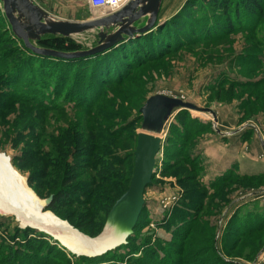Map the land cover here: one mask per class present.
Returning <instances> with one entry per match:
<instances>
[{
    "label": "rangeland",
    "instance_id": "1",
    "mask_svg": "<svg viewBox=\"0 0 264 264\" xmlns=\"http://www.w3.org/2000/svg\"><path fill=\"white\" fill-rule=\"evenodd\" d=\"M38 2L69 20L102 16L101 10L90 8L89 0ZM186 2L166 0L160 22L166 21L164 12L171 4L177 3L181 9ZM208 9L178 18L194 34L199 30L197 26L202 25L200 20L205 19L204 34L195 42L159 58L150 54L143 62L128 66L124 74L123 69H114L113 78L101 84L99 96L90 104L78 103L72 93L65 97L69 82L57 99L59 107H38L27 99L9 97L0 110V154L25 178L39 201L51 196L54 199L64 187L92 190V196L85 194L81 202L55 207L52 199L42 207L43 214L52 212L90 237L103 231L114 204L130 187L142 124L140 110L148 98L164 94L216 113V119L210 112L181 109L174 113L166 126L153 183L145 191L146 205L139 224L128 244L109 256L111 263L211 264L213 251H217L219 257L228 261L264 264V225L257 229L253 226L255 230L242 236L233 229L264 210V16L250 19L230 34L213 35L209 24L222 21L224 16L217 7ZM168 29L173 34L171 41L178 46V34L172 27ZM10 35L0 4V74L6 68L9 70L7 57L5 62L2 58L8 44H14L11 40L3 41ZM59 44L84 47L74 39H62ZM14 45L21 47L18 41ZM83 83L78 81L76 89H85ZM86 92L88 97L94 95V90ZM2 97L0 88V100ZM123 126L127 128L124 130ZM198 128L204 130L196 131ZM79 151L83 153L77 155ZM229 155L248 168L241 171L234 165L230 173L214 179L215 164ZM74 162H79V166L69 165ZM65 163L70 173L68 167L65 171ZM111 163L115 173L106 176L105 170ZM67 172L69 179L74 180L69 184ZM253 172L256 174H248ZM227 174V182L211 188ZM164 201L170 203L168 208ZM199 207L200 218L194 231L184 239ZM252 222L258 223L257 219ZM50 236L40 229L23 227L15 215L0 214V264H13L8 260L11 249L32 251L31 238L58 241ZM46 243L36 245V251L29 252L19 264H99L73 256L68 249L66 253H57L46 248ZM149 248H154V252Z\"/></svg>",
    "mask_w": 264,
    "mask_h": 264
},
{
    "label": "trees",
    "instance_id": "2",
    "mask_svg": "<svg viewBox=\"0 0 264 264\" xmlns=\"http://www.w3.org/2000/svg\"><path fill=\"white\" fill-rule=\"evenodd\" d=\"M208 6L219 8L223 12V16H224V19L222 21L220 22L217 21V23H212L211 25L209 24V28H210L209 30H212L213 35L230 34L235 29L236 30L240 29L243 26V24L248 23L250 19H256L261 16L262 17L264 16V0H187L185 5H183V7L179 10V12L176 13V15L166 19L165 23L162 25L161 24L158 25L155 30L141 37H136L132 40H128L127 42H124L118 45L117 47L112 48L111 50L106 51L104 53H100L92 57L73 59V60H66L55 57H45L35 54L29 49H27L21 41L17 39L15 41L14 39L15 37L14 38L12 37L13 33L11 31L10 37L8 38L5 37L3 41L5 40L6 42V40L7 41L11 40L14 44L17 43L18 41L21 44L20 45L21 47L9 43L8 44L9 47H7V51H5V53L3 54V56H5L4 58H2L3 62L6 61L5 59L6 57L9 61V70L6 68L0 74V88L3 90V97L0 100V110L3 109V106L5 102H7L9 97L10 98L17 97L20 100L27 99V101L29 100L30 102L35 103L36 104L35 106L38 107L51 108V109L57 106L59 107L60 104L58 103L57 99L60 98L61 96L60 94L63 92V90H65L66 84H68L69 82L71 86L66 89L65 97L68 96V94L72 93L73 95L71 97L76 96L77 98L76 100L78 103L90 104L92 103L93 100H95L99 96L101 84L105 82L107 78H113L114 69L118 70L119 72L121 71V69H123V74H124L126 73L125 70L128 66H131L136 61L143 62L144 60H146L148 57L151 56L150 54H152V56L157 55L159 58L162 57L161 55H163L164 53L175 51V49L177 50L180 47L184 46L185 44H190L191 42H195L199 36H202L204 34L202 31L204 29L203 25H206L205 19L203 21L200 20L202 25L197 26L199 30L196 31L194 34V31L187 29L179 21L181 19L178 20V18L182 16L186 18V15L188 13L195 12L199 9H201V11L209 10ZM176 21H179V23H175ZM169 27H172L175 30V33L178 34L176 36V42H175V45L179 44L178 46H174V42L171 41L173 34L169 32L168 29ZM192 38H195V40L191 41ZM61 40L62 38L50 39L41 42V45L63 51H73L78 49L75 48V46H71V48L62 46L61 44H59ZM0 62H1V58H0ZM84 70L85 72L87 71L86 72L88 73L87 75L85 72H83ZM118 79L121 80V78ZM78 81L84 82L83 84L85 85V89L83 88L80 90L76 89L78 85ZM86 89L87 90L91 89L92 92L94 90V95H92L91 93L90 95L92 96L88 97ZM75 90L77 91V94ZM91 105H87V106H91ZM183 111H187V110L184 109ZM141 119H143L142 116ZM180 123L184 124L183 121H181ZM175 126L176 125H174V127ZM190 126L191 128H194L193 126L195 125L190 124ZM122 128L125 130V128L127 127L123 126ZM179 128L182 129V126L179 125ZM202 129L204 130V128H198L196 131ZM183 135L184 137L187 136L186 133ZM176 143H178V141ZM179 147L180 149H183L184 146L179 145ZM81 153H83V151L77 152V155ZM78 163L79 162H74L69 165L79 166ZM64 166H65V171L68 167V172H69L70 167L68 166V164L65 163ZM113 169H114L113 163L109 164L108 168L105 170L106 176H108L111 173H115ZM69 173L67 174V179L69 180V182H66V184H69L70 182L74 181L73 179H69L71 177ZM229 176L230 175L227 174V177L224 176L223 178L218 179L216 182L213 183V185H211L212 186L211 188H215L219 184L221 185L224 182H227ZM74 188L73 187L62 188L60 192L55 194V198L53 199L54 201L53 205L56 207L60 203L64 204L67 202L66 204H68L71 202H79L80 200L85 199V194L88 197H91L93 194L92 190L89 191L83 187H80L78 189H74ZM199 210H201V207L198 208L197 213L193 218L192 221L193 224L191 223L189 226H188L189 223L186 224V228L188 226L189 229L187 233L184 235V239H187L191 235L192 231H194L195 224L197 223V220L200 218ZM256 219L258 223L253 225L252 221ZM244 223L246 225V228H244ZM244 223L241 222L242 227H240L239 225L238 226L234 225L233 229H235L236 232H238L236 234L239 236H242L244 234L248 235V233L250 234V232L248 231L255 230L253 226H256V229L259 227H263L264 210L259 212L258 214L255 213L253 217L248 218V221H245ZM138 224L139 223H137V225ZM238 239H240V237H238L236 240ZM29 241L31 242L30 248L32 251L20 247L17 248L15 251H12V249L10 250L11 254L9 253L10 256L8 260L11 261V263L19 264L20 262L18 261L19 260L22 261V259H24L29 252L36 251L37 249L36 245L38 244L41 245L44 242H47L45 245L47 246L46 248L49 249L51 248L52 250L55 249L57 253H66L67 251L65 247L61 246L59 241H56V243H54L48 241L45 237L39 239L31 238ZM118 249H120V247L97 257H88V256H80V257H83L86 260L89 259L91 261H97L99 264H104V262L106 264H114L108 261L109 259H111L109 256L113 255L114 252L117 251ZM149 250L152 251L153 253L155 249L149 248ZM213 252H214L213 254L215 255L210 259L211 264H242L239 262H233L222 259L217 255V251H213ZM72 255L76 256L75 254ZM41 257L45 258V255H42ZM47 259H48L47 261H50L51 258L47 257ZM159 260L160 262L162 261L160 258ZM42 264H45V262Z\"/></svg>",
    "mask_w": 264,
    "mask_h": 264
},
{
    "label": "water",
    "instance_id": "3",
    "mask_svg": "<svg viewBox=\"0 0 264 264\" xmlns=\"http://www.w3.org/2000/svg\"><path fill=\"white\" fill-rule=\"evenodd\" d=\"M164 1L130 0L115 13L85 21L57 16L38 0H0V4L14 37L27 49L45 57L73 60L104 53L155 30L165 22H160ZM56 38L78 40L84 47L63 51L41 45V42ZM181 109L210 112L216 119V113L212 110L195 106L180 98L164 94L148 98L140 110L143 119L141 131L137 135L134 174L130 187L114 204L103 231L96 237H90L50 212L74 233L72 236L78 243L84 241L87 244L82 252H74L68 247L66 249L77 256L97 257L128 244V238L133 234L146 205L145 191L153 183L166 126L174 113ZM52 199L51 196L44 201L45 206ZM41 231L62 242L55 234ZM76 245L81 249V245Z\"/></svg>",
    "mask_w": 264,
    "mask_h": 264
},
{
    "label": "bare ground",
    "instance_id": "4",
    "mask_svg": "<svg viewBox=\"0 0 264 264\" xmlns=\"http://www.w3.org/2000/svg\"><path fill=\"white\" fill-rule=\"evenodd\" d=\"M44 204L28 188L25 178L11 166L8 158L0 154V213L15 215L23 227L30 226L53 233L59 237L61 245L65 248L82 252L87 244L84 241L78 243L72 236L74 233L51 213L43 214ZM76 244L81 245V249H78Z\"/></svg>",
    "mask_w": 264,
    "mask_h": 264
},
{
    "label": "crops",
    "instance_id": "5",
    "mask_svg": "<svg viewBox=\"0 0 264 264\" xmlns=\"http://www.w3.org/2000/svg\"><path fill=\"white\" fill-rule=\"evenodd\" d=\"M166 2V0L164 1V3ZM165 5V4H164ZM164 5H163V8H162V11H163V9H164ZM176 5V6H175ZM91 8V7H90ZM176 8V9H175ZM92 9V8H91ZM178 9H180L179 7H178V4L177 3H174V4H171L170 5V8H169V10L168 11H166V13L164 12V16L166 15L167 17H166V19H168L169 17H171ZM170 13V14H169ZM237 162V160H235V158H232V157H230V155L228 156V157H225V156H223L220 160H218V162L215 164V168H214V170L212 171L213 172V174L215 175V176H212L214 179H215V177H219V176H221L222 174H224V173H227V172H229L230 173V171H232L233 169H234V165L237 167H239V169L241 170V171H244V169L243 168H245V170L248 168V166L247 167H245V164L243 165V164H238V163H236ZM241 171H236L238 174H241L242 172ZM248 174H252V175H254V174H256V173H248ZM243 206V205H242ZM241 206V207H242Z\"/></svg>",
    "mask_w": 264,
    "mask_h": 264
},
{
    "label": "built area",
    "instance_id": "6",
    "mask_svg": "<svg viewBox=\"0 0 264 264\" xmlns=\"http://www.w3.org/2000/svg\"><path fill=\"white\" fill-rule=\"evenodd\" d=\"M130 0H89V6L95 10H101L102 16L115 13L122 9ZM164 207L168 208L169 202L164 201Z\"/></svg>",
    "mask_w": 264,
    "mask_h": 264
}]
</instances>
